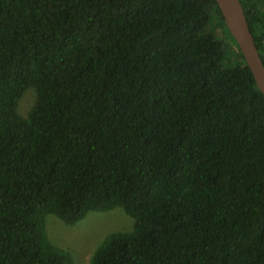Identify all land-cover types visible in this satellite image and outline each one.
<instances>
[{
  "label": "trees",
  "instance_id": "trees-1",
  "mask_svg": "<svg viewBox=\"0 0 264 264\" xmlns=\"http://www.w3.org/2000/svg\"><path fill=\"white\" fill-rule=\"evenodd\" d=\"M116 207L88 264H264V93L217 1L0 0V264H73L47 216Z\"/></svg>",
  "mask_w": 264,
  "mask_h": 264
},
{
  "label": "rangeland",
  "instance_id": "rangeland-1",
  "mask_svg": "<svg viewBox=\"0 0 264 264\" xmlns=\"http://www.w3.org/2000/svg\"><path fill=\"white\" fill-rule=\"evenodd\" d=\"M33 102L34 93L30 92L21 104L24 114ZM132 221L134 224L133 218L124 208L116 207L108 211H90L76 224H67L57 215L49 214L46 227L52 242L71 253L73 264H88L107 235L115 231H130L132 228L129 230L127 228Z\"/></svg>",
  "mask_w": 264,
  "mask_h": 264
},
{
  "label": "water",
  "instance_id": "water-1",
  "mask_svg": "<svg viewBox=\"0 0 264 264\" xmlns=\"http://www.w3.org/2000/svg\"><path fill=\"white\" fill-rule=\"evenodd\" d=\"M226 25L238 42L258 87L264 93V61L251 31L241 0H216Z\"/></svg>",
  "mask_w": 264,
  "mask_h": 264
}]
</instances>
